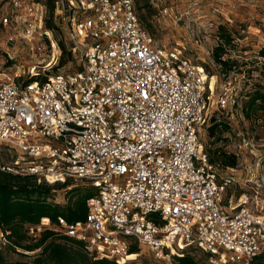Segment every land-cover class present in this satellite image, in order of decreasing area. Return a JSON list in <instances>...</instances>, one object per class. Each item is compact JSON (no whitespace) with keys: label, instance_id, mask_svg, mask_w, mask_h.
Masks as SVG:
<instances>
[{"label":"built area","instance_id":"built-area-1","mask_svg":"<svg viewBox=\"0 0 264 264\" xmlns=\"http://www.w3.org/2000/svg\"><path fill=\"white\" fill-rule=\"evenodd\" d=\"M204 1L211 6L202 24L214 33L213 53L231 20L222 6ZM155 6L157 22L171 13L177 23L183 15ZM49 15L44 1L0 0V26L9 28L5 45L12 48L19 38L30 56H41L46 45L51 52L26 77L0 71V147L17 153L11 167L0 169L37 184L80 181L94 192L84 220L41 218L29 232L52 229L82 243L93 259L117 264H139L128 257L143 250L169 259L191 248L208 255L206 264H249L264 251L263 207H247L254 199L247 193L225 200L238 182L235 169L210 160L201 133L210 108L225 109L229 96L214 94L204 64L185 55L181 42L159 45L134 0H54L51 29ZM59 25L75 68L45 74L60 54L53 33ZM199 32L189 27L195 48ZM44 36L47 44H34ZM229 45L221 60L232 58Z\"/></svg>","mask_w":264,"mask_h":264},{"label":"rangeland","instance_id":"rangeland-1","mask_svg":"<svg viewBox=\"0 0 264 264\" xmlns=\"http://www.w3.org/2000/svg\"><path fill=\"white\" fill-rule=\"evenodd\" d=\"M209 1L213 5L222 6V12L231 20L229 24H224L222 28L223 33H232L234 37L233 42L228 47L230 51L227 52V56L228 58L231 56L232 58L229 59L235 60L236 65L227 73L224 72L223 67H218V64L213 61L211 48L214 47L216 42L213 41L212 28L209 29L206 24H202L205 19L203 15L208 14L211 8L208 3L204 0H182L180 2L134 0V3L142 25L153 34L159 45L170 47L176 45L177 42L183 43L186 47L185 55L195 63H203L211 73L209 83L210 87H215L214 94L226 92L229 96L230 104L225 109L217 110L215 106L210 108L208 121V126H210L213 117L216 122L220 121L223 125H226V129L219 131L220 128H217L214 135L209 136L207 128L204 127L201 133V141L210 156H213V151L217 155L220 151V153L234 154L236 157V164L233 167L235 171H232V173L238 182L227 189L225 200L231 194L237 197L241 193H247L254 199L249 200L246 206L249 208L258 207V209L262 206L261 210L264 212V115L259 112L258 115H253L247 119L242 111L244 101L247 99L246 93L251 91L256 83L264 84V66L256 58L258 48L264 44V0ZM193 3L195 4L193 5ZM156 4L159 7L173 6L174 12L183 15L177 23H174L173 14L171 13H168L164 21L157 22L153 18L157 12ZM189 27L200 28L198 34L202 42L196 48L187 37ZM256 29L260 31L258 32ZM53 33L59 39L58 52L60 51V54L56 64L44 73L73 70L75 64L74 62L70 63L71 57L67 53V42L62 28L57 27ZM8 34L9 28L0 26V71L18 72L23 78L28 75L27 70L41 60V56L45 58L42 64L50 59V47H47V45L41 56L36 54L30 56L27 53L26 44L19 38L12 43V48L10 44L5 45ZM33 42L34 44L35 42L48 43L45 36L40 39L35 38ZM6 50L11 51L10 53L14 55L13 59L7 56ZM208 93L209 88L206 86L205 94ZM16 157L17 153L13 149L0 147V165L11 167ZM246 178H250L251 182H245ZM75 188H78L81 192L89 188L91 192H94V189L87 184L69 180L67 186L51 191L49 201L54 204L66 205L71 189ZM255 189H257L256 192H254ZM254 196H257L258 199H255ZM255 200L258 201V205ZM148 218L155 219L156 215L151 214ZM0 242L2 243L1 246L7 243L1 231ZM190 250L197 259L205 262V254L196 248ZM16 251L20 252L21 250ZM4 254L8 259L19 257L18 253L10 247L5 249ZM134 257L136 258L133 263L174 264L172 257L169 259L154 258L145 250L138 255L134 254Z\"/></svg>","mask_w":264,"mask_h":264},{"label":"trees","instance_id":"trees-1","mask_svg":"<svg viewBox=\"0 0 264 264\" xmlns=\"http://www.w3.org/2000/svg\"><path fill=\"white\" fill-rule=\"evenodd\" d=\"M37 1L46 3L50 17L46 19L45 26L49 29L53 28L51 14L54 0ZM219 37L221 43L213 49L212 58L215 63H220L224 72L227 73L233 69L236 61L233 59L221 60L220 57L224 53V45L230 44L232 40V33H223L221 29ZM257 55L264 58V45L260 47ZM205 69L210 76L211 73L206 66ZM246 94L247 99L242 107L244 116L249 119L253 115H258L259 112L264 115V84L256 83L252 90ZM211 120L212 124L207 127L209 136H213L217 128H220L219 131L226 129V125L220 121L216 122L213 117ZM218 154L213 151V156L209 155L210 160L212 162L219 161L224 166L232 168L235 166L236 157L234 154L220 153V151ZM67 185L68 181L37 184L32 176H21L0 169V231L7 241L2 246L0 242V264H117L105 258L93 259L84 251L82 243L57 234L52 229H43L36 235L29 232V227L37 225L41 218H49L51 223H55L58 216L64 217L69 222L85 219L86 201L93 195L89 188L83 192L78 188L71 189L66 205L54 204L49 201L52 190ZM9 247L18 253V258L8 259L6 257L4 251ZM130 251L137 250L132 248ZM202 253L207 259L208 255ZM172 258L174 264H206V260L202 262L197 259L191 250L182 256H173ZM249 264H264V251L255 256Z\"/></svg>","mask_w":264,"mask_h":264},{"label":"bare ground","instance_id":"bare-ground-1","mask_svg":"<svg viewBox=\"0 0 264 264\" xmlns=\"http://www.w3.org/2000/svg\"><path fill=\"white\" fill-rule=\"evenodd\" d=\"M208 81H209V79H208ZM209 87H210V83H209ZM210 88L212 89L213 87H210ZM134 254H136V253H131L128 258L132 259L134 257Z\"/></svg>","mask_w":264,"mask_h":264},{"label":"crops","instance_id":"crops-1","mask_svg":"<svg viewBox=\"0 0 264 264\" xmlns=\"http://www.w3.org/2000/svg\"><path fill=\"white\" fill-rule=\"evenodd\" d=\"M261 46H262V45H261ZM259 48H260V47H259ZM259 48H258V49H259ZM257 51H258V50H257Z\"/></svg>","mask_w":264,"mask_h":264}]
</instances>
